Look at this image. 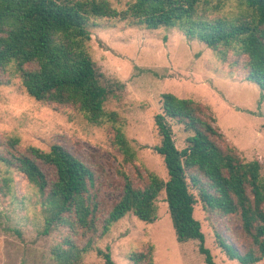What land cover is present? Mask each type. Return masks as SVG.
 I'll return each mask as SVG.
<instances>
[{
	"label": "trees",
	"instance_id": "16d2710c",
	"mask_svg": "<svg viewBox=\"0 0 264 264\" xmlns=\"http://www.w3.org/2000/svg\"><path fill=\"white\" fill-rule=\"evenodd\" d=\"M238 1L249 13L230 21L209 19L200 11L208 0H135L123 12L104 0H0V78L15 65L24 89L36 101L74 106L93 125L114 120L116 113L108 114L107 106L111 97L124 92L125 85L107 81L88 54L87 45L92 19L120 18L148 30L179 29L186 37L204 43L223 63L239 66L240 58L246 57L244 79L258 86L264 101V0ZM233 51L236 60L230 55ZM29 65L34 68L29 69ZM162 111L155 117L161 138L155 151L163 158L168 179L150 174V183L137 187L123 174L121 199L102 225L94 193L95 174L67 148L56 144L49 152L32 147L29 155L11 153L7 157L0 153L1 162L17 168L38 188L45 219L43 235L63 228L73 237L86 239L84 246L68 238L65 248L56 247L52 253L56 264H84L85 255L93 251L105 264H116L110 249L94 246L95 239L106 236L128 214L146 224L155 223L157 201L163 194L178 242L197 241L206 264L215 262L205 247L202 225L195 218L199 199L214 214L238 215L244 232L252 238L256 250L244 255L220 242L231 260L240 264L264 261L262 164L246 162L234 147L220 146L217 140L223 139V134L200 103L166 93L162 95ZM171 123L182 125L191 134L183 150L175 144ZM117 141L126 146L124 136H117ZM16 145L17 141L11 140L12 150ZM40 163L54 169L55 180L48 179ZM129 261L154 264L153 248L132 254Z\"/></svg>",
	"mask_w": 264,
	"mask_h": 264
},
{
	"label": "rangeland",
	"instance_id": "374dc122",
	"mask_svg": "<svg viewBox=\"0 0 264 264\" xmlns=\"http://www.w3.org/2000/svg\"><path fill=\"white\" fill-rule=\"evenodd\" d=\"M104 1L123 12L135 0ZM200 11L209 19L230 21L249 13L238 0H208L201 4ZM90 32L87 51L97 68L107 81L125 85L124 92L111 97L107 106L108 114L116 113L115 119L93 125L74 106L36 101L27 94L12 65L0 78L2 155H29L32 147L49 152L56 144L67 148L95 174L94 193L102 211V225L121 199L123 174L137 187L149 184L150 174L168 179L163 158L155 151L161 142L155 117L163 112L162 95L169 93L200 103L223 134L218 144L236 148L246 162L259 161L264 176V101L258 86L244 79L246 57L240 58L239 66L223 63L204 43L186 37L179 29L148 30L120 18L92 19ZM230 55L236 60L234 51ZM171 124L175 144L183 150L191 134L182 125ZM120 135L124 136L125 147L117 141ZM11 140L17 141L14 150ZM40 167L50 181L55 180L52 167L42 163ZM192 192L199 198L195 188ZM157 206L155 223L146 224L128 214L106 236L95 239L94 246L110 249L116 264H132V254L150 248L154 264H206L197 241L178 242L164 194ZM195 218L202 225L205 247L215 264H240L227 256L220 242L242 255L256 250L238 215L214 214L199 199ZM44 226L38 188L17 168L0 161V264H56L53 250L64 247L65 240L71 238L80 246L86 243L85 238L73 237L63 228L45 236ZM84 264L105 262L93 251L85 255Z\"/></svg>",
	"mask_w": 264,
	"mask_h": 264
}]
</instances>
